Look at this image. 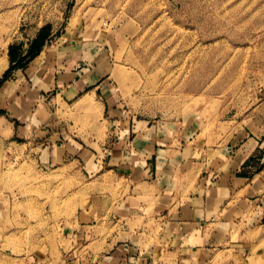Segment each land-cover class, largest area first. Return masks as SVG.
<instances>
[{"label": "rangeland", "instance_id": "1", "mask_svg": "<svg viewBox=\"0 0 264 264\" xmlns=\"http://www.w3.org/2000/svg\"><path fill=\"white\" fill-rule=\"evenodd\" d=\"M42 28L37 55L83 48L74 68L100 73L102 94L89 108L57 97L49 143L0 149V264H93L128 239L136 224L120 208L132 177L112 161L127 129L167 127L168 140L195 152L196 181L240 137L264 135V0H0V58L25 51ZM261 172L253 198L238 206L235 195L214 215L215 262L237 253L235 264H264V226L247 201L264 202Z\"/></svg>", "mask_w": 264, "mask_h": 264}, {"label": "crops", "instance_id": "2", "mask_svg": "<svg viewBox=\"0 0 264 264\" xmlns=\"http://www.w3.org/2000/svg\"><path fill=\"white\" fill-rule=\"evenodd\" d=\"M30 43L18 57L26 54ZM83 54L84 49L75 44L47 49L25 68L8 73V79L0 83V149L16 140L36 145L44 138L49 143L53 135L50 115L57 107V97L63 103L80 99L79 105L89 108L90 99L102 94L100 73L88 64L87 69L74 68L84 60ZM95 58L99 55L93 52V62ZM0 60L1 76L14 62L8 54ZM129 134L127 129L122 140L116 142L118 156L112 161L124 166L132 177V195L120 209L136 226L128 232V239L115 243L93 264H235L237 253L221 263L214 261L223 251L206 248L209 239L220 236L209 227L215 224L214 215L224 210L229 198L241 197L237 202L240 206L244 197H254L251 194L262 183L259 174L264 169L260 167L264 164V135L240 137L234 152L227 148L226 154L221 152L215 160V174L196 181L195 152L187 144L180 148L182 143L175 138L168 140L173 133L167 127L149 125ZM186 138L190 144L188 133ZM48 147L42 152L52 163ZM60 154L58 150L57 156ZM247 201L257 210L255 225L264 226V202ZM189 250L192 255L185 258Z\"/></svg>", "mask_w": 264, "mask_h": 264}, {"label": "trees", "instance_id": "3", "mask_svg": "<svg viewBox=\"0 0 264 264\" xmlns=\"http://www.w3.org/2000/svg\"><path fill=\"white\" fill-rule=\"evenodd\" d=\"M48 35H49V31L46 28H42L38 32L36 37L31 41V43H30V45H29V47L27 49L26 54L23 57H21V58L18 57L19 54H18L17 50H14L13 48H10L9 51H8V56H9V59L11 60V62H14V64L12 66H10V68L3 74V78L0 81V83L5 80V76H7V74L11 70H14V69L18 68L22 64H24L27 61H29L32 58H34L39 53V51H40L45 39L48 37Z\"/></svg>", "mask_w": 264, "mask_h": 264}]
</instances>
